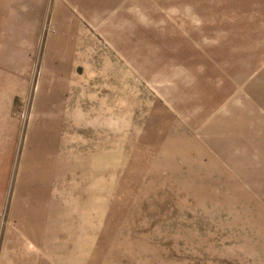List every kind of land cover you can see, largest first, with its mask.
Returning <instances> with one entry per match:
<instances>
[{
	"label": "rangeland",
	"instance_id": "obj_1",
	"mask_svg": "<svg viewBox=\"0 0 264 264\" xmlns=\"http://www.w3.org/2000/svg\"><path fill=\"white\" fill-rule=\"evenodd\" d=\"M0 264H264V0H0Z\"/></svg>",
	"mask_w": 264,
	"mask_h": 264
}]
</instances>
